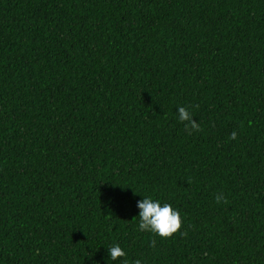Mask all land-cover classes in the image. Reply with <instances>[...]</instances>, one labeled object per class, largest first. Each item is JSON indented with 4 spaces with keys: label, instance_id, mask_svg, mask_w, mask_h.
<instances>
[{
    "label": "trees",
    "instance_id": "16d2710c",
    "mask_svg": "<svg viewBox=\"0 0 264 264\" xmlns=\"http://www.w3.org/2000/svg\"><path fill=\"white\" fill-rule=\"evenodd\" d=\"M144 197L187 235L139 231ZM116 244L264 264V0H0V264H123Z\"/></svg>",
    "mask_w": 264,
    "mask_h": 264
},
{
    "label": "clouds",
    "instance_id": "9594fccd",
    "mask_svg": "<svg viewBox=\"0 0 264 264\" xmlns=\"http://www.w3.org/2000/svg\"><path fill=\"white\" fill-rule=\"evenodd\" d=\"M178 118L181 123L185 124L186 131L191 130L200 132L203 130L193 119L192 112L185 107L178 108ZM191 131H189V134H191ZM230 138L232 140L237 139V132L233 131ZM221 202L228 203L223 193H219L216 196V203L219 204ZM138 208L140 209L138 216L139 231L158 235L162 239H170L176 234L187 235L186 232L181 231L183 228V221L180 212L173 209L170 204L164 203L161 205L158 200H153L151 197H144L143 200L138 203ZM151 244L155 246V240H152ZM108 251L111 260L117 261L123 258V264H129L127 253L119 244L109 247ZM37 255H39V250H37ZM133 264H141V260L137 259Z\"/></svg>",
    "mask_w": 264,
    "mask_h": 264
}]
</instances>
